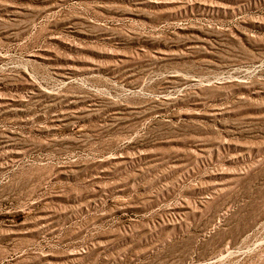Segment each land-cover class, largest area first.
<instances>
[{
	"label": "rangeland",
	"instance_id": "1",
	"mask_svg": "<svg viewBox=\"0 0 264 264\" xmlns=\"http://www.w3.org/2000/svg\"><path fill=\"white\" fill-rule=\"evenodd\" d=\"M0 264H264V0H0Z\"/></svg>",
	"mask_w": 264,
	"mask_h": 264
}]
</instances>
